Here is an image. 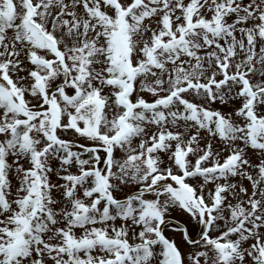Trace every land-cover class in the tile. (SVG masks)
Instances as JSON below:
<instances>
[{
	"label": "snow or ice",
	"instance_id": "snow-or-ice-1",
	"mask_svg": "<svg viewBox=\"0 0 264 264\" xmlns=\"http://www.w3.org/2000/svg\"><path fill=\"white\" fill-rule=\"evenodd\" d=\"M0 264H264V0H0Z\"/></svg>",
	"mask_w": 264,
	"mask_h": 264
}]
</instances>
